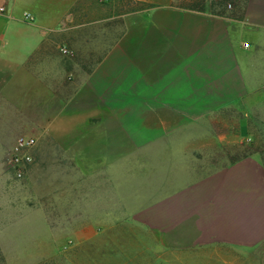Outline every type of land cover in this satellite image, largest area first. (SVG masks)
I'll return each instance as SVG.
<instances>
[{
    "label": "crops",
    "instance_id": "obj_1",
    "mask_svg": "<svg viewBox=\"0 0 264 264\" xmlns=\"http://www.w3.org/2000/svg\"><path fill=\"white\" fill-rule=\"evenodd\" d=\"M0 0V161L57 232L264 244V0ZM176 248V245H169Z\"/></svg>",
    "mask_w": 264,
    "mask_h": 264
},
{
    "label": "rangeland",
    "instance_id": "obj_2",
    "mask_svg": "<svg viewBox=\"0 0 264 264\" xmlns=\"http://www.w3.org/2000/svg\"><path fill=\"white\" fill-rule=\"evenodd\" d=\"M152 1L146 0V6ZM254 150L264 156V137L226 146L225 155L243 157ZM57 228L48 224L41 209L31 207L24 178L0 161V264H264V244L250 248L172 242L135 226H118L108 233H62Z\"/></svg>",
    "mask_w": 264,
    "mask_h": 264
},
{
    "label": "built area",
    "instance_id": "obj_3",
    "mask_svg": "<svg viewBox=\"0 0 264 264\" xmlns=\"http://www.w3.org/2000/svg\"><path fill=\"white\" fill-rule=\"evenodd\" d=\"M107 3L110 0H101ZM221 4L228 11L235 9L242 0H213ZM37 146V139L33 136L24 135L16 139L12 147L6 152L5 161L8 169L12 170L18 178H24L27 167L34 161L33 151Z\"/></svg>",
    "mask_w": 264,
    "mask_h": 264
}]
</instances>
